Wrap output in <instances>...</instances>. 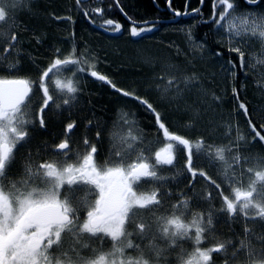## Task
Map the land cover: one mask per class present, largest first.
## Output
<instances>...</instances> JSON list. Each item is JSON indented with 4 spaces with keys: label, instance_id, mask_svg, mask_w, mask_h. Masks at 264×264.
<instances>
[{
    "label": "snow or ice",
    "instance_id": "obj_1",
    "mask_svg": "<svg viewBox=\"0 0 264 264\" xmlns=\"http://www.w3.org/2000/svg\"><path fill=\"white\" fill-rule=\"evenodd\" d=\"M95 2L91 6L87 0H74L69 12L74 9L76 19L71 14H50L72 26L64 38L69 46L52 47L39 63L23 47L27 27L19 20L21 13L33 12L34 0H0V264H170L172 253L175 264H217L214 254L223 257L220 264H264V233L249 227L250 222L264 224V152L249 153L254 144L264 149V111L257 123L240 101L246 85L237 81L238 71L247 77L249 71L264 69V0H210L207 19L202 12L205 0H198L196 7L184 0L183 11L166 0L170 23H179L176 17L181 16L199 19L175 30L191 54L185 65L145 56V63L161 65L145 88L151 92L152 81H160L155 84V102L99 72L98 52L88 41L77 40L74 26L84 20L102 33L126 34L134 40L167 26L162 20L137 19L125 10L123 0H111L106 7L104 0ZM117 10L126 23L105 18ZM199 25L208 31L198 40L193 28ZM30 40L40 44L42 37L33 33ZM165 47L181 54L174 41ZM206 52L222 60L220 72L237 102L229 119L216 126L223 129L219 137L215 131L207 136L195 131L203 98L223 102L222 96L205 87L204 74L195 69L194 61ZM24 56L27 63L21 59ZM259 75L257 84L264 87V71ZM85 77L143 108L161 146L153 149L136 113L125 106L116 109L117 130L110 134L102 162L97 159L102 125L93 120L85 128L97 129V143L85 134L83 151L70 144L75 120L64 126L59 142L45 141L33 151V130H47L49 111L71 109L79 102ZM164 106L181 112L184 119L178 125L168 120ZM233 116L243 117L247 134ZM223 140L228 143L218 142ZM165 169L177 171L170 177L162 174ZM177 176L187 181V191L174 193L165 187ZM198 180L205 181L209 190L196 192ZM173 196L175 203L161 211ZM194 204L199 211L193 210ZM222 217L239 222L240 232L218 239L216 228ZM105 241L110 244L107 248Z\"/></svg>",
    "mask_w": 264,
    "mask_h": 264
},
{
    "label": "trees",
    "instance_id": "obj_2",
    "mask_svg": "<svg viewBox=\"0 0 264 264\" xmlns=\"http://www.w3.org/2000/svg\"><path fill=\"white\" fill-rule=\"evenodd\" d=\"M179 1V0H176ZM111 2V0H104V7ZM183 0L179 1V7L181 8ZM74 0H34L32 13H21L19 20L26 25L27 31L23 32L22 39L25 40L23 45L27 52H30L33 56L37 57V61L40 63L42 60L38 59L40 54H49L52 47L60 46L67 48L69 45L65 42L64 38L67 36L68 31L72 26L66 23H60L53 20L50 14L55 15H73L74 19L77 18V14L72 8ZM87 3L91 6H96L95 0H87ZM126 7V11L130 14H135L137 19H150L158 20L164 17L160 12L154 8L151 0H123ZM191 6V5H190ZM198 6V2L196 4ZM203 18L207 19L211 14L210 0H205V4L202 8ZM105 18L116 19L121 23H126L124 17L118 12H114L111 17L105 16ZM197 18L181 19L177 24H165L167 27L161 29L155 34H145L144 39L134 40L124 36H119L115 33H102L99 29L89 25L84 20H78L75 24V32L77 40H85L93 45L99 55V70H105L117 80L120 85L135 88L140 95H147L149 99L155 102L157 93L155 91V84L160 81H152L153 90L151 92H145L146 85L151 81L153 74H159L161 65L157 63L155 67L145 63V56L148 54L158 55L160 57L170 59L171 62L180 64L181 66L186 64V55L188 59H191V54L188 51L184 43L182 35L176 33L177 28H187L191 25H195ZM165 21V20H164ZM167 21V20H166ZM100 21L98 20L97 23ZM208 31V28L204 25H199L193 28V32L196 38L199 40L203 37L204 33ZM33 33H36L42 37V42L36 44L34 40H30ZM169 41H174L176 45H179L181 54L177 55L174 48L165 47ZM210 46H211V42ZM26 59L27 56L22 57ZM195 69L205 77V87L210 91L214 90L217 95L223 97L222 103L213 102L210 97H204V103L200 105L201 119L197 122L196 133L207 134L211 131H215L219 137L223 129H217L216 126L223 121L229 119V113L233 111L236 101L232 99V94L228 82L224 78V74L220 72V65L222 60H216L211 52H206L203 58H197L195 61ZM237 81L246 85L244 89L240 91V101L244 102L255 118L257 123L260 122L259 113L264 111V87L257 84V79L254 75L249 74L245 77L244 72H237ZM107 90H99L92 100L101 101V104L105 102H116L117 104L124 105L126 102H131L128 99L125 100L121 97H114ZM87 96L90 92H85ZM94 93L91 92V95ZM191 99V97L189 98ZM125 102V103H123ZM138 105H133L137 107ZM167 110V106H164ZM142 109L141 107H139ZM143 110V109H142ZM135 112V111H134ZM168 120L179 124L184 119L181 112L175 110H167ZM233 122H239L240 131L243 134H247L244 119L242 116H233ZM149 121V120H148ZM182 130V129H181ZM227 144V140L218 141ZM264 152L259 144H254L249 149L250 154H256ZM249 227L253 228L257 234L264 233V224L249 223ZM230 228L235 229V233L230 231ZM230 228L227 237L234 236L241 230V224L239 222L230 221ZM219 237H224V233L220 228ZM253 243L259 244L253 238ZM217 264L223 259L222 256L214 254Z\"/></svg>",
    "mask_w": 264,
    "mask_h": 264
},
{
    "label": "flooded vegetation",
    "instance_id": "obj_3",
    "mask_svg": "<svg viewBox=\"0 0 264 264\" xmlns=\"http://www.w3.org/2000/svg\"><path fill=\"white\" fill-rule=\"evenodd\" d=\"M179 1L172 0L173 7L183 11L184 10V7H183L184 0L181 4V8L179 7L180 5ZM151 2L154 8L157 10V12H160L162 16L164 17L163 19H158V20H162L165 24H177V23H170L166 21V20H169V18L171 17V12L167 8L166 0H151ZM197 2L198 0H189L191 7H196ZM187 18H190V16H187V17L181 16L176 21L180 22L181 19H187ZM0 55H2V53H0ZM39 56L40 57H38V59L42 60V62L40 61V63H43L44 58L47 57L48 54H40ZM9 59H12V57H9ZM21 59L23 62L27 63L26 59L22 57ZM98 71L101 72L102 74L109 76L114 82L117 83L119 87L131 89L129 87L120 85L117 82V80L113 77V75L109 74L107 71L105 70L103 71L99 69ZM33 75H35V73H33ZM99 90H107L106 92H108L112 96L121 97L113 93L112 90L107 85L103 84L102 82L95 80L94 78L85 77L83 92L79 97V102L75 104L71 109L65 108L60 112L49 111L46 117V119L48 120L47 130L46 131L39 130V129L33 130L32 132L33 139L30 142L31 147L33 148V151H35V148L37 146H42L43 142L45 141L51 144L54 142H59L60 139L64 138L63 137L64 126L68 122H70V120H75L77 122V126L75 127L74 131H72L69 134L70 144L73 150H76L77 148H79L80 151H83L82 139L85 134L88 136L89 139L91 138L90 140H92V142L97 143V141L95 140V133L97 129L95 127H90L87 129L85 128L86 122L88 120H93L94 123L96 121H99L102 125V129H101L102 138L97 143V147L100 153L97 159L99 162H102L110 148V144H111V140L109 139L110 134L113 131L117 130L116 128H114V121L117 120L116 109L120 107H125V106L128 109L132 110L133 112L135 111L137 120L139 121L141 127H143L145 131L147 132V139L153 141V145H152L153 149L161 146L159 143L155 142L156 141L155 129L151 127L148 121L150 118L148 117L147 113H145L143 108H142L143 110L140 109L139 106L133 108V105H135L136 103L129 99L128 100L131 102H126V103L123 102L125 103L124 105L117 104L116 102H112V101L105 102V104H101V101L92 100V97H94ZM85 92L86 93L90 92V94L87 96ZM91 92L94 94L91 95ZM36 99L37 97H33L34 101ZM124 99L127 100V98H124ZM176 130L182 131L180 128H177ZM23 152H24V149H21V153ZM19 158H20V154H18V159ZM197 164L199 166H206V162H202V161H197ZM177 169H179V165H177ZM176 171H177L176 169H165L162 174L168 175L171 177L173 173H175ZM209 172L210 174H213L214 169H210ZM186 183H187L186 180L181 179L180 176H177L175 180L170 179L169 182L165 185V187L171 188L174 193L180 190L187 191V189H185ZM207 190L209 189H208L206 182L203 180H198V182L195 185V191L201 192V191H207ZM213 194L215 195V193ZM188 195L191 196L192 193L188 192ZM175 200H176L175 196H173L171 200H165L164 209H162L161 211L167 210L171 203H175ZM214 203L217 208L220 207V203L218 200H215ZM203 207L206 208V205H203ZM193 210L199 211L200 208H197L194 204ZM221 219L223 223L217 224L216 231H219V229L221 228L223 233L228 232L230 228V220H228L226 217H222ZM254 224L257 225V224H260V222H256ZM227 234L228 233H224V237H219V232H218L217 238L218 239L227 238ZM105 242H108V241H105ZM209 243H211V241H209ZM109 246H110L109 242L107 245L105 244V248ZM204 246L207 247L209 245L205 244ZM184 247L190 248V245L185 244ZM131 254L134 255L135 253H131ZM170 264H175V260H170Z\"/></svg>",
    "mask_w": 264,
    "mask_h": 264
},
{
    "label": "rangeland",
    "instance_id": "obj_4",
    "mask_svg": "<svg viewBox=\"0 0 264 264\" xmlns=\"http://www.w3.org/2000/svg\"><path fill=\"white\" fill-rule=\"evenodd\" d=\"M257 49H258V46H257ZM249 50H252V49H249ZM261 71H264V69H259V68H258L256 71H249V74L254 75L255 78H256L257 80H260L261 78H260L259 73H260ZM248 166H251V165H248ZM105 244L107 245L108 242H105ZM174 256H175L174 253L170 254V255H169V260H175V259H174Z\"/></svg>",
    "mask_w": 264,
    "mask_h": 264
},
{
    "label": "water",
    "instance_id": "obj_5",
    "mask_svg": "<svg viewBox=\"0 0 264 264\" xmlns=\"http://www.w3.org/2000/svg\"><path fill=\"white\" fill-rule=\"evenodd\" d=\"M183 17H187V16H183ZM179 17H176V20L178 19ZM168 22H170V19L169 20H167Z\"/></svg>",
    "mask_w": 264,
    "mask_h": 264
},
{
    "label": "bare ground",
    "instance_id": "obj_6",
    "mask_svg": "<svg viewBox=\"0 0 264 264\" xmlns=\"http://www.w3.org/2000/svg\"><path fill=\"white\" fill-rule=\"evenodd\" d=\"M91 139V138H90ZM110 139V138H109Z\"/></svg>",
    "mask_w": 264,
    "mask_h": 264
}]
</instances>
